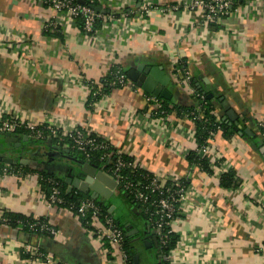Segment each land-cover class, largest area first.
<instances>
[{
  "label": "crops",
  "instance_id": "crops-1",
  "mask_svg": "<svg viewBox=\"0 0 264 264\" xmlns=\"http://www.w3.org/2000/svg\"><path fill=\"white\" fill-rule=\"evenodd\" d=\"M146 1L107 0L102 9L119 16L106 17L97 40H90L77 23L69 22L61 37L46 35L45 26L56 13L40 0H0V118L60 131L82 129L132 157L164 185L188 181V196L171 225L179 237L171 264H264V137L259 132L264 128V1L244 4L208 25L189 9L193 0H151L152 12L140 18ZM181 60L186 61L192 88L207 99L211 96L216 116L235 132L231 138L222 133L215 137L212 156L224 162L213 166L210 176L186 160L195 149L192 120L151 117V95L128 77L138 69L160 68L170 77L167 101L192 108V94L175 80ZM113 66L136 88H115L90 107L91 84L101 86ZM13 143L0 139V149ZM52 149H41L44 160L27 157L36 161L25 166L34 172L10 171L7 167L13 164L0 159V215L46 219L58 231L49 240L0 226V264H46L39 259L42 251L58 264H118L101 252L107 246L98 239L99 223L87 229L68 209L48 205L40 183L43 173L63 180L67 193H94L84 184L86 174L63 159L68 148ZM231 169L241 182L226 190L220 179ZM68 180H79V187ZM97 201L110 205L127 237L133 238L134 264H161L155 232L120 190Z\"/></svg>",
  "mask_w": 264,
  "mask_h": 264
},
{
  "label": "trees",
  "instance_id": "trees-1",
  "mask_svg": "<svg viewBox=\"0 0 264 264\" xmlns=\"http://www.w3.org/2000/svg\"><path fill=\"white\" fill-rule=\"evenodd\" d=\"M43 5L45 7H50V5L45 2L47 0H42ZM85 4H80L78 0H71L73 4L77 5H84L90 9L91 6L94 7H101L102 4L99 0H83ZM247 1V0H245ZM245 1H241L236 3L235 6H233V10L237 9L240 6H243L245 4ZM93 10V9H92ZM105 10L109 11L108 14L99 13L103 18L106 17H114L117 18L119 13L112 12L110 8H106ZM127 14V13H124ZM78 26L82 29L83 28V20L81 18L77 19L76 22ZM104 24V20L100 19L95 23L94 27V34L98 33L101 29V27ZM46 35L51 37H61L63 35L62 28L60 27H54L52 23H49V25L45 26V32ZM92 34V35H94ZM175 69L178 70H187V64L186 61L181 60L176 66ZM124 76L127 81H129L126 73L122 71V69L119 66H113L108 73V75L104 78L102 82H100L99 86L98 84H91L92 86V93L91 96L88 99L87 104L90 107H93V105L99 101L102 97L110 94V92L115 88H121L118 84L119 77ZM130 82V81H129ZM191 86L193 85V81L191 80ZM196 94H198V97H193L195 100V106L192 108H180L177 106H173L170 102L166 100H162L159 98V101L163 104L165 113L160 114L153 111L151 114L153 117L157 119H162L169 121L170 117L175 114V117H188L190 120H192L194 127H195V145L197 147H204L207 145L208 140L211 138L212 134L217 135L218 133H222L225 137L231 138L233 135H235V132L231 131V129L228 127V125L225 122H222L215 114L216 110L214 105L212 104V100H208L206 96H204L201 92L195 91ZM151 97V96H150ZM150 115V116H151ZM39 130L44 131L45 133V140H34L31 139L32 132L26 128H18L15 130L12 135L17 139V141L21 142V139L26 137L28 140L25 143H22V148H28L31 151V155L28 157H34L38 160H44L45 159V153L41 150L44 148H49L53 150V147H59L60 149L65 148L66 145L69 146L68 150L70 151V155H73L74 157L78 158L79 160L89 163L94 167H97L99 170H103L104 172H107L111 176H115L114 174V163L117 158H121L123 161L135 164L134 167H131L129 169H124L121 174L123 176V180L120 182L121 185V192L125 196L126 201L128 202L129 206L133 209H136L139 212L140 217L144 218V220L147 222V225L155 232V226L154 222L156 219L159 218V215L156 214L157 208L153 204L154 201H157L160 197L158 193H150L149 197L150 200L142 204L138 200H136V191L140 190L141 187H145L152 181L153 174L149 172L148 170L141 167L138 163H135V160L126 155L117 156L115 155V152L117 151L116 148L110 146L105 148H101L103 145V138H99L97 136H92L95 140L96 149H90L86 148L85 152L79 151L76 147H74V144L68 140L59 141L57 138L53 137L45 127L39 128ZM260 135L264 137V128L261 126L259 129ZM5 132H3L0 128V139L3 140V138H6ZM14 144V143H13ZM15 145V144H14ZM25 146V147H24ZM15 150L14 147L12 148H6V149H0V151L5 150ZM67 149V148H66ZM34 152V154L32 153ZM84 153L90 154V157L87 158ZM216 154V153H215ZM4 157L0 156V159H3ZM18 159V158H16ZM108 159V160H107ZM186 160L192 168L196 167L200 172L205 173L206 175L210 176L213 174V166H222L223 165V158L219 157H212V156H200L195 150L188 153L186 156ZM0 168L3 169L2 165H0ZM7 168H9L10 171L14 172H21V173H28V172H34V170L30 169L29 167L22 166L20 163H14L13 165H9ZM1 170V169H0ZM54 182L59 183L60 190H61V198L63 200V204L60 205V207L66 208L70 210L74 215H78V210L81 207V204L83 202H91L96 206V213H97V219L101 223L105 221L106 218H111L115 225L123 232L124 234V242L122 249L129 258V264H134V247L132 243V237H127V232L123 226V224L120 222V220L114 215L113 212H110V205H102L100 204L97 199H93L90 195L82 194L77 190H74L71 193H67L66 191V185L63 180L60 178L50 175V174H40V183L44 189L46 199H48L51 195V190L53 188ZM240 178L238 176V173L235 169H231L228 172L224 173L221 176L220 179V187L223 189H236L240 185ZM129 183L135 187H131L130 190H127L125 188V184ZM140 184V186H138ZM180 187L183 190H187L189 188V182L186 180H182L180 182ZM172 185L171 183L168 184V188H170ZM144 191V188L142 189V192ZM94 210H91L87 217L82 221V224L87 229H91V223L93 221V212ZM51 224L46 219H40L35 220L32 217H25L20 214H11V213H5L4 214V220L0 221V226H7L10 228H21V230L25 233H28L31 236H37V237H43L47 239H52V236L48 231L45 230V227H49ZM163 232L168 235L167 243L166 245L161 244V240L159 237L158 239V251L160 255V261L161 264H169V262L165 261V257L169 256V254L177 247L179 242V237L172 231V228L165 226ZM42 253H45L42 251Z\"/></svg>",
  "mask_w": 264,
  "mask_h": 264
},
{
  "label": "built area",
  "instance_id": "built-area-1",
  "mask_svg": "<svg viewBox=\"0 0 264 264\" xmlns=\"http://www.w3.org/2000/svg\"><path fill=\"white\" fill-rule=\"evenodd\" d=\"M99 1L102 5L105 2H107V0H99ZM241 1H245V0H193L191 5L189 6V9L199 12L202 15L203 23L205 25L211 23L217 24L225 20V18L229 17L232 13L233 6H235L236 3ZM258 1L260 0H247L245 1V4L247 3L250 4L252 2L256 3ZM40 2L43 4L42 0H40ZM45 2H47L50 5L49 8L54 10L56 13V16L54 17L52 23L54 27L62 28L64 24H66L67 22L71 24H75L76 20L81 18L84 22L82 31L85 34V36L90 40H95V39L97 40L98 33L94 34L95 23L100 19H103L105 21L106 18H103L101 15L97 14L94 10L84 5L82 6V5L73 4L71 0H47ZM146 2L147 3H145V5L139 11L140 18H143L145 15L152 12L153 5L151 0H147ZM18 41L23 43L22 40H18ZM175 72H176L175 80L177 81L179 86H181L182 89H185V91L192 94L193 97L194 96L198 97V94H196L195 90L191 86V77L189 75V72L187 70H180V69L178 70L175 69ZM118 84L122 86V88L124 87L136 88V86L130 83L129 81H127L124 76L119 77ZM147 103L148 106L150 107L149 113H152L153 111H155L157 114L165 113L163 104L161 103V101H159V98L149 96L147 97ZM151 117L153 116L151 115ZM23 127L32 132L31 139L45 140L44 131L39 130V128H42L43 126H39L31 122L27 123L15 117L0 118V128L5 133L12 134L18 128H23ZM46 129L53 137L57 138L59 141L68 140L72 142L74 144V147H76L79 151L85 152L86 148H90L91 150L96 149L95 140L93 139V137L90 134L83 131L82 129L75 128L72 130H63V131H60L59 129L54 127H50V128L46 127ZM216 136L217 135L212 134L206 146L199 148L195 145L194 150L200 156L203 157L212 156L216 151V147H215ZM110 146L112 145L109 144L107 140H104L101 148L106 149L107 147ZM66 148H69V146L66 145ZM83 155H85L87 158L90 157V154L88 153H84ZM115 155L121 156L122 154L116 151ZM134 166L135 164L125 162L121 158L116 159L114 163L115 176L112 177L116 180L118 185H120V182L123 180V176L121 172L124 169H129ZM153 175L154 176L150 184H148L145 187H141L140 190L136 191L137 192L136 200H138L142 204H145L150 200L148 192L158 193L160 198L157 201L153 202V204L157 208L156 214L159 215V218L156 219L154 222L155 235L160 238L161 244L164 246L166 245L168 239V235L163 232L164 227L168 226L171 228L172 223L175 221L176 217L179 214L181 204L186 201L188 195H187V190L181 189L180 181L178 180L171 181L172 186L168 188V185H164L155 174ZM138 186H140V184ZM131 187H135V186L129 183L125 184V188L127 190H130ZM143 188L144 191L142 192ZM47 202L49 206H60L61 204H63L59 183L54 182L53 188L51 190V195L47 199ZM96 209H97L96 206L91 202H83L78 210L77 217L81 221H83L91 210L95 211ZM97 216L98 215L96 211L93 212V216H92L93 221L91 225H94L95 223H99L100 227L97 229L99 233L98 239L102 244L105 243L107 246L106 248L103 247L101 252L107 258L109 256H112V260H116L118 264H129V258L122 249L124 242L123 232L115 225V223L111 218L108 217L105 219L103 223H101L100 221L96 220ZM3 220H4V215H0V221ZM45 230L48 231L53 238L58 234V231L52 225H50L49 227H45ZM171 256L172 254L170 253L169 256L165 257L164 259L165 261L169 262V264H171L170 262ZM39 259L46 262V264H58L52 258V256L47 253H40Z\"/></svg>",
  "mask_w": 264,
  "mask_h": 264
},
{
  "label": "water",
  "instance_id": "water-1",
  "mask_svg": "<svg viewBox=\"0 0 264 264\" xmlns=\"http://www.w3.org/2000/svg\"><path fill=\"white\" fill-rule=\"evenodd\" d=\"M80 4H85L83 0H78ZM91 8L97 13H103L108 14L109 11H106L102 9L101 7H94L91 6ZM129 79L136 84L138 88L143 89L147 94L160 98L162 100H170L171 96L170 93L167 90V86L170 81V77L165 74L163 70L160 68H152L150 70H143L141 71L138 69L135 72H132L128 75ZM159 86L162 89H159ZM211 98V96L208 97V99ZM237 125V123H236ZM7 140L10 142H15L14 148L15 150H5L0 151V156L5 158V161L8 164H14V163H20L22 166H28L31 163H36V161H30L27 157L31 155V151L28 148H22V144L17 141L15 137L11 133H5ZM27 138L24 137V142H27ZM65 154L63 156V159L68 160L69 162L74 163L77 165L84 174H86V182L84 184L90 185V188L94 191L92 198L97 199L98 196H102L104 198H109L110 192H114L115 190H121V186L118 185L116 180L107 172H104L103 170L97 169V167L92 166L89 163H85L75 157H70V151L64 150ZM18 158V159H16ZM71 176V175H70ZM79 180H75L74 183L70 180H68L67 184H72L73 187L78 188L79 185H77V182ZM84 184H81V190L84 187ZM104 188H107V190H104ZM72 189V187H71ZM69 192V191H68ZM137 212V210H134ZM130 236V235H129ZM155 242L157 246H159L158 239H155ZM136 258H138L136 256Z\"/></svg>",
  "mask_w": 264,
  "mask_h": 264
}]
</instances>
